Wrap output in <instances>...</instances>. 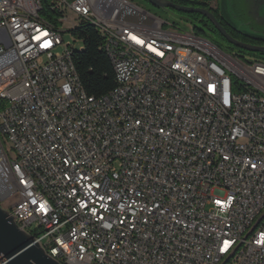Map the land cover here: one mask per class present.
Wrapping results in <instances>:
<instances>
[{
    "label": "built area",
    "instance_id": "2783aa9c",
    "mask_svg": "<svg viewBox=\"0 0 264 264\" xmlns=\"http://www.w3.org/2000/svg\"><path fill=\"white\" fill-rule=\"evenodd\" d=\"M84 21L116 52L109 99L56 51ZM194 29L130 0H0V205L54 227L62 264H264V61Z\"/></svg>",
    "mask_w": 264,
    "mask_h": 264
},
{
    "label": "water",
    "instance_id": "95a60500",
    "mask_svg": "<svg viewBox=\"0 0 264 264\" xmlns=\"http://www.w3.org/2000/svg\"><path fill=\"white\" fill-rule=\"evenodd\" d=\"M155 6L171 11L175 9L184 13H198L207 16L224 36L236 46L252 52L264 53V46L240 42L231 37L218 18L204 7L176 4L170 0H148ZM184 18V17H183ZM195 25L189 18H184ZM0 255L7 264H62L50 256L36 237L24 230L16 222L8 209L0 205Z\"/></svg>",
    "mask_w": 264,
    "mask_h": 264
},
{
    "label": "flooded vegetation",
    "instance_id": "af4514ba",
    "mask_svg": "<svg viewBox=\"0 0 264 264\" xmlns=\"http://www.w3.org/2000/svg\"><path fill=\"white\" fill-rule=\"evenodd\" d=\"M170 1L184 6L204 7L218 18L234 39L264 46V0H179L180 3ZM171 12L184 18H197L193 13H184L175 9ZM204 20L207 24L205 28L211 30L227 47L241 54H250L247 49L231 43L207 16H204Z\"/></svg>",
    "mask_w": 264,
    "mask_h": 264
},
{
    "label": "trees",
    "instance_id": "16d2710c",
    "mask_svg": "<svg viewBox=\"0 0 264 264\" xmlns=\"http://www.w3.org/2000/svg\"><path fill=\"white\" fill-rule=\"evenodd\" d=\"M174 1L181 2L179 0ZM193 14L197 16L196 19H190L195 22V33L198 35L199 32L207 34V38L216 44L218 41L222 42L211 30L205 28L207 24L203 15L198 13ZM75 35L83 40V48L81 50L73 48V51H75L73 61L83 90L87 95L97 98L110 94L116 87V73L112 61L105 51V44H103L105 37L99 29L87 21H84V24L75 31ZM249 53L258 56L259 59L264 61V53L252 51ZM238 55L245 57L246 54Z\"/></svg>",
    "mask_w": 264,
    "mask_h": 264
},
{
    "label": "rangeland",
    "instance_id": "374dc122",
    "mask_svg": "<svg viewBox=\"0 0 264 264\" xmlns=\"http://www.w3.org/2000/svg\"><path fill=\"white\" fill-rule=\"evenodd\" d=\"M130 1H133L138 6L145 9L146 11H148L151 14L155 15L156 17L162 19L166 23V27H168L170 29H179V30H184V31H190L192 28V25L194 24L191 21L184 19L183 17H180L177 14H175L169 10L155 6L154 4H152L148 0H130ZM71 27H72L71 23L65 24V28L69 29ZM197 32H198V30H197ZM199 35L206 37V38L208 37L207 34H205L203 32H199ZM64 41H65L64 44L58 46L56 51H63L64 47L66 46V44L68 42L72 44V47L75 50H81L83 48V40L81 38H79L78 36H76L75 34H73V32H71V31L66 32L64 34ZM217 44L228 54H232V55L241 54V53L227 47L224 44V42L218 41ZM245 57L262 61L261 59L258 58V56H255L252 53L246 54ZM36 228H37V225L34 224V226H32L30 230L35 231ZM39 234H40V236L44 235L43 232H40ZM47 240H48V238H47Z\"/></svg>",
    "mask_w": 264,
    "mask_h": 264
},
{
    "label": "bare ground",
    "instance_id": "6f19581e",
    "mask_svg": "<svg viewBox=\"0 0 264 264\" xmlns=\"http://www.w3.org/2000/svg\"><path fill=\"white\" fill-rule=\"evenodd\" d=\"M87 22L91 23L92 25L96 27V21H87ZM97 29H99L101 34L105 37V40H107V32H105L104 28H97ZM105 51L109 55L112 61V64L114 66V69H115V73H116V87L115 88H120V77L118 73L119 63H118V59H116V52L108 51V45H105ZM74 82H80L77 71H74ZM112 93L113 91L110 94L103 96L101 98L109 99ZM82 97L91 98V96L87 95V93L83 90V88H82ZM263 225H264V216H259V218H257L256 220H253V228H261ZM19 226L25 230V227H23V224H19ZM27 232L33 234L36 237L37 242H39L40 244H41V241H39L40 232H43L44 234L41 236L42 241H51L53 240L55 236V228L50 227L48 225H38V228H36L35 231L34 230L31 231L30 229H27ZM0 264H7V262L5 260H0ZM213 264H231V260H226V257H215L213 259Z\"/></svg>",
    "mask_w": 264,
    "mask_h": 264
},
{
    "label": "snow or ice",
    "instance_id": "6c2138e0",
    "mask_svg": "<svg viewBox=\"0 0 264 264\" xmlns=\"http://www.w3.org/2000/svg\"><path fill=\"white\" fill-rule=\"evenodd\" d=\"M47 35V33H41L40 34V36H36V37H34V39H37V40H39L40 38H41V36H46ZM132 39L133 40H136L137 38L135 37V36H133L132 37ZM139 43H143V41H138ZM49 41H45V43L42 45L43 47H48V45H49ZM253 167H254V165H253ZM97 187H99V186H97ZM100 199H104V197H100ZM229 199H231V197H229ZM217 204H221V203H223L222 201H217L216 202ZM41 208H44V205L43 204H41ZM46 210V209H45ZM259 243H264V241H258ZM231 244V241L230 240H225L224 241V247L221 249L222 251L223 250H227V248L229 247V245Z\"/></svg>",
    "mask_w": 264,
    "mask_h": 264
}]
</instances>
